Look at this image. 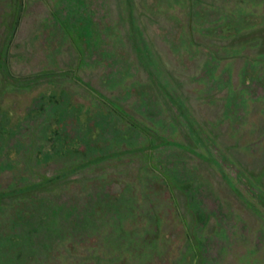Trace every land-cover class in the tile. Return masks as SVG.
<instances>
[{"label":"rangeland","instance_id":"obj_1","mask_svg":"<svg viewBox=\"0 0 264 264\" xmlns=\"http://www.w3.org/2000/svg\"><path fill=\"white\" fill-rule=\"evenodd\" d=\"M69 1L56 42L58 0H0V264H200L156 145L264 229V0ZM76 103L113 131L79 137Z\"/></svg>","mask_w":264,"mask_h":264},{"label":"trees","instance_id":"obj_2","mask_svg":"<svg viewBox=\"0 0 264 264\" xmlns=\"http://www.w3.org/2000/svg\"><path fill=\"white\" fill-rule=\"evenodd\" d=\"M71 11L69 0H58L53 10L50 41L54 39L57 42L68 37L75 26V19L67 18ZM186 153L190 154L180 148L162 150L156 145L149 153V163L168 185L173 184L186 194L189 208L196 216L192 233L194 252L200 258V264H227L229 250L237 243L243 246V251L237 257L240 264L264 263V229L252 235L244 218L229 206L213 181L195 173ZM211 217L215 223L209 230Z\"/></svg>","mask_w":264,"mask_h":264},{"label":"flooded vegetation","instance_id":"obj_3","mask_svg":"<svg viewBox=\"0 0 264 264\" xmlns=\"http://www.w3.org/2000/svg\"><path fill=\"white\" fill-rule=\"evenodd\" d=\"M70 109L72 115L74 114L75 117L80 116V118L78 117L79 128L77 129L79 137H84V139L93 142L94 140L91 139L92 137H94V139H101V136L106 135L107 130L111 132L113 131L112 129H108L104 119L99 117L101 112L97 107H82L81 104L76 103L75 105L71 104ZM107 121L109 122V120ZM62 133L64 134L65 139H67L68 146L76 141V137L71 135L66 129H63ZM116 135L122 140L127 137L124 132L118 130L116 131Z\"/></svg>","mask_w":264,"mask_h":264}]
</instances>
